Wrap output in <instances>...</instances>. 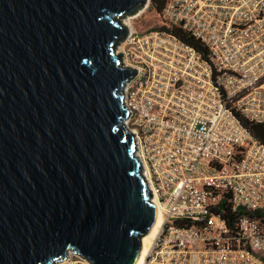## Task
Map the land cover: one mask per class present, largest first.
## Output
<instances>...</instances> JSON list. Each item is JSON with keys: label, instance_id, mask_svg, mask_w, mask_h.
<instances>
[{"label": "water", "instance_id": "1", "mask_svg": "<svg viewBox=\"0 0 264 264\" xmlns=\"http://www.w3.org/2000/svg\"><path fill=\"white\" fill-rule=\"evenodd\" d=\"M146 0H0V264H136L156 207L117 46Z\"/></svg>", "mask_w": 264, "mask_h": 264}, {"label": "built area", "instance_id": "2", "mask_svg": "<svg viewBox=\"0 0 264 264\" xmlns=\"http://www.w3.org/2000/svg\"><path fill=\"white\" fill-rule=\"evenodd\" d=\"M158 27L128 28L125 128L162 223L142 264H264V0H167ZM189 33L203 55L171 30ZM244 210L233 226L217 207ZM53 264H90L70 251Z\"/></svg>", "mask_w": 264, "mask_h": 264}, {"label": "trees", "instance_id": "3", "mask_svg": "<svg viewBox=\"0 0 264 264\" xmlns=\"http://www.w3.org/2000/svg\"><path fill=\"white\" fill-rule=\"evenodd\" d=\"M167 0H151L152 7L157 13H160L163 10V7ZM171 32L178 38H180L186 44L194 47L198 52L203 55L207 54V50L205 47L196 39H194L189 33L182 31L179 28H175L171 30ZM238 117L241 119V124L243 127L252 135L254 139H256L260 144L264 146V125L253 123L241 115L238 114ZM216 214L220 215L222 219H224L230 226L236 223L238 218L246 213L244 210H236L233 211L231 205L228 201H223L215 211Z\"/></svg>", "mask_w": 264, "mask_h": 264}, {"label": "rangeland", "instance_id": "4", "mask_svg": "<svg viewBox=\"0 0 264 264\" xmlns=\"http://www.w3.org/2000/svg\"><path fill=\"white\" fill-rule=\"evenodd\" d=\"M141 11V10H140ZM122 22H127L128 28L141 33L148 31L154 27H158V18L155 13L146 11L139 15V12L135 15L125 17ZM122 42L118 44L117 51L120 53Z\"/></svg>", "mask_w": 264, "mask_h": 264}, {"label": "bare ground", "instance_id": "5", "mask_svg": "<svg viewBox=\"0 0 264 264\" xmlns=\"http://www.w3.org/2000/svg\"><path fill=\"white\" fill-rule=\"evenodd\" d=\"M126 24H127V22H125V25ZM117 53H119V52L117 51ZM142 167H143V165H142ZM161 223H162V216H161L160 212L157 211L156 212V220H155V223H154L151 231L149 232L148 235H146L142 238V251H141L140 258L136 264H142V261H143L145 255L148 251V248L152 242V239L155 236L156 232L158 231Z\"/></svg>", "mask_w": 264, "mask_h": 264}]
</instances>
